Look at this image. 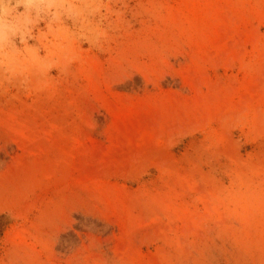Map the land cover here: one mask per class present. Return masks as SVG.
<instances>
[{"label": "rangeland", "instance_id": "rangeland-1", "mask_svg": "<svg viewBox=\"0 0 264 264\" xmlns=\"http://www.w3.org/2000/svg\"><path fill=\"white\" fill-rule=\"evenodd\" d=\"M0 264H264V0H0Z\"/></svg>", "mask_w": 264, "mask_h": 264}]
</instances>
